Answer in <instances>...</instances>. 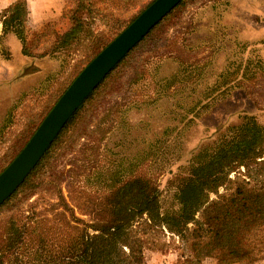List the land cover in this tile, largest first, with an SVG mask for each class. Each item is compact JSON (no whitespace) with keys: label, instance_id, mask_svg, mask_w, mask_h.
<instances>
[{"label":"rangeland","instance_id":"rangeland-1","mask_svg":"<svg viewBox=\"0 0 264 264\" xmlns=\"http://www.w3.org/2000/svg\"><path fill=\"white\" fill-rule=\"evenodd\" d=\"M15 1L1 4L0 15ZM123 1L97 3L102 9L110 7L112 14L83 12L91 32L111 38L117 27L111 15L127 21L151 0H133L129 6ZM183 1L97 93L95 119L87 113V120L94 121L90 131L94 132L92 145L98 149L97 169H81L79 196L70 194L65 185L62 189L65 203L83 223H94V215L81 213L73 196L96 208L102 196L112 191L111 179L119 173L123 178L140 174L152 177L159 187L163 211H177L176 179L188 170L200 149L213 144L246 116H255L264 126V73L259 68L264 62V43L251 47L227 37L229 31L223 29L217 31L220 37L215 44L197 42L203 38L193 35L197 23L206 15L221 12L228 0ZM260 3L264 10V0ZM74 9L70 0L62 4V11L56 16L28 19L26 32L44 34L33 52L36 57L23 54L17 36L3 34L0 20V169L17 151L23 135L41 124L79 71L91 62L88 63L90 56L85 44L54 57H39L56 33L63 34L71 28ZM36 10L39 12L38 6ZM76 48L79 50L75 51ZM101 121L108 123L107 131L97 129ZM67 133L69 130L64 135ZM83 143L84 139L63 160L66 170L72 169L74 162L76 166L86 162L89 154L83 152ZM62 204L58 197L41 199V195H36L18 209L9 204L0 208V240L12 218L22 223L43 219L47 220L44 223H64L60 215L64 212ZM165 234L161 241L168 246L147 251V263L187 264L179 238ZM35 250L28 243L9 259L14 264L17 260L35 264ZM40 255L46 262L45 251ZM202 264H217V260L207 258Z\"/></svg>","mask_w":264,"mask_h":264},{"label":"trees","instance_id":"trees-1","mask_svg":"<svg viewBox=\"0 0 264 264\" xmlns=\"http://www.w3.org/2000/svg\"><path fill=\"white\" fill-rule=\"evenodd\" d=\"M99 1L73 0L75 9L71 14V28L63 34L56 33L51 44L40 51L39 57H54L71 51L76 45L85 44L89 63L155 0L127 21L111 15L110 19L117 26L111 38L91 32V25L84 18L83 12H98L101 16L112 14L110 7L102 9L101 5L97 6ZM132 1L123 2L129 6ZM29 14L28 2L17 0L2 12L0 20L3 34L17 36L22 42L23 54L36 57L33 52L37 51L44 34L30 35V31L26 32ZM165 18L87 97L36 168L0 206L9 204L18 209L32 197L41 195V199L58 197L64 208L60 214L64 223H44L46 219L22 223L21 220L10 219L0 240V264H14L9 259L10 255L22 251L28 243L36 249L35 264H148L147 251L168 246L161 241L165 233L179 238L184 251L182 257L186 258L187 264H202L207 258H215L217 264H260L264 261V126L255 116L244 117L240 124L230 127L213 144L203 147L193 156L188 170L176 179L177 211H163L159 187L146 174L128 178H123L120 173L113 176L110 183L112 191L102 196L96 208L73 196L81 213L94 215V223H83L64 201L63 185L70 194L79 196L81 169H97L98 149L92 145L94 132L90 131L94 121L87 120V113L95 119L94 98ZM259 68L264 73V62ZM107 124L101 121L97 129L107 131ZM39 125L23 135L17 151L0 169V174L21 152ZM68 130L69 133L64 135ZM82 139L86 141L83 152L89 154L86 162L79 166L74 162L72 169L66 170L62 166L63 160ZM220 189H224V193H220ZM43 251L48 256L46 262L40 255ZM16 264L22 263L17 260Z\"/></svg>","mask_w":264,"mask_h":264},{"label":"water","instance_id":"water-1","mask_svg":"<svg viewBox=\"0 0 264 264\" xmlns=\"http://www.w3.org/2000/svg\"><path fill=\"white\" fill-rule=\"evenodd\" d=\"M183 0H155L73 80L21 152L0 174V206L36 168L69 119L120 61Z\"/></svg>","mask_w":264,"mask_h":264},{"label":"crops","instance_id":"crops-1","mask_svg":"<svg viewBox=\"0 0 264 264\" xmlns=\"http://www.w3.org/2000/svg\"><path fill=\"white\" fill-rule=\"evenodd\" d=\"M12 1L0 0V8L1 4L6 6ZM26 1L30 10L29 18L49 19L62 11V4L66 3L67 0ZM218 3L222 5V2ZM223 5L225 8L221 12L206 15L202 21L197 23L193 35H202L203 37L197 42L203 45H213L220 37L217 31L223 29L229 31L228 34L226 33L227 37L232 36L235 40L251 45V47L260 46L264 43V10H262L260 0H238L237 2L228 0ZM37 6L40 9L39 12L36 10ZM34 12L37 13L33 15ZM209 19L212 20L211 24Z\"/></svg>","mask_w":264,"mask_h":264}]
</instances>
